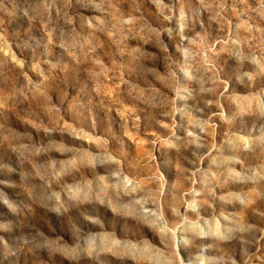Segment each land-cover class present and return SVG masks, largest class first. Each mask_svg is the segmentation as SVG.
<instances>
[{
	"label": "rangeland",
	"instance_id": "374dc122",
	"mask_svg": "<svg viewBox=\"0 0 264 264\" xmlns=\"http://www.w3.org/2000/svg\"><path fill=\"white\" fill-rule=\"evenodd\" d=\"M0 264H264V0H0Z\"/></svg>",
	"mask_w": 264,
	"mask_h": 264
}]
</instances>
